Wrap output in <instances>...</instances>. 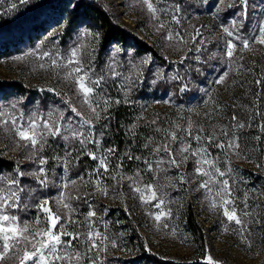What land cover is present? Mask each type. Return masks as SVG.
I'll return each instance as SVG.
<instances>
[{
  "label": "rangeland",
  "instance_id": "1",
  "mask_svg": "<svg viewBox=\"0 0 264 264\" xmlns=\"http://www.w3.org/2000/svg\"><path fill=\"white\" fill-rule=\"evenodd\" d=\"M43 1L0 0V23L4 22L7 17H17L19 19L25 16L24 14L31 9L30 4ZM94 1L106 8L118 24L130 29L134 34L150 44L156 51L157 56L163 57L174 64L185 58L183 55L185 52H191L192 55L194 54L197 57L195 54L203 53L212 38L225 34L223 29L228 28L227 25H222L220 28L212 26L214 20H216L215 14L219 6L225 5L227 3L226 0H220L216 5L213 2L211 3L212 0H183V3H180V0H161L159 3L153 0L158 9H164V11L158 13L159 20L153 19L139 0ZM211 6H214V8L210 11ZM177 8L178 11H175ZM173 15L178 17L179 23L173 19ZM161 22L164 23V28L159 27ZM63 32H65L64 26H58L43 39L32 46H27L20 53L0 59V81H16L28 90L27 96H33L34 98V100L27 97H12L8 100L0 99V109L14 111L16 115L23 112L25 118L33 113L42 115L53 112L54 115H57L58 110L59 113L63 114L60 124L61 134L64 135L68 134L64 132V125L69 120L72 121L71 127L78 128L81 119L71 111V104L83 114L84 119L92 120L94 127L91 131L98 143L86 142L81 145L78 140L71 137L68 141H65L61 136H49L43 151L37 152L34 158H29V149L18 147L14 135L0 128V151L4 158L13 162V173L4 176L16 178V170L19 169L20 172L24 173L23 176L18 177L19 186L24 189L25 182L32 183L20 194L22 207L14 209V214L19 215L21 220L33 221L37 216L42 215L36 207L38 202L43 199H49L54 205L55 199L61 194V185L69 183V187L63 189V191L71 194L72 197H79V199L70 200L74 209L71 213L72 219L78 223H69L67 225L68 231H78L80 229L77 228L81 225L82 219L80 215L84 208L83 204H88V202L85 203V198H87L85 189H89L92 192L91 194H93L92 196L102 193L108 207L115 209L117 213L120 208L127 212V216L130 218L128 224L137 233L135 242L142 244L147 254H154L163 260L174 262H191L195 260L208 262L207 257L211 255L216 264H264V188L258 186L259 183L263 184L264 182L261 180L258 183H250L251 176H246L244 171V169H249L254 176H263L264 178V164L261 166L258 160L254 159L252 154L244 149V141H240L242 154L239 156L231 151L226 156L223 150L208 143H202L211 154L209 158L219 157L217 166L222 171L227 172L228 168H231V172L222 179H228L238 208H243V202L247 199L249 205L247 210L253 215L249 217L248 223L251 231L245 233V235L251 246L241 238L234 222H228L219 208L213 210L210 207L206 190L198 187L201 180L206 178L199 177L195 172L197 165L191 156L188 157L187 161L180 163L179 168L171 167L165 163L161 164L159 166L161 170L157 171L156 165L153 166L155 177L169 173V177L164 176L167 182V185L164 186V198L166 200L165 211L171 209V216L164 217L159 222L154 220V214L159 211V209L154 207L155 201L151 204L142 203L138 195L132 190L134 187L133 180H137L141 184L149 182L144 174L145 171L142 172L143 175L139 174V177L136 176L137 171L133 174L123 175L125 178L121 180H125L128 185L120 187L118 192H114L113 179L110 178L115 173L109 171L108 174L99 176L102 181L101 187L107 189V195L97 190L93 182L97 177L89 174L98 166V162L91 159L87 153L95 152L97 155L107 153V150L101 147V135L95 128L96 120L98 119L91 114L86 106L79 102V97L74 92L71 84L63 79L64 69L53 71L47 58L44 61H39L32 56H27L23 60L15 58L25 56L26 53L33 50H38L39 52L49 51L53 55L58 52L63 57L67 56L71 49L83 45L80 58L85 66L91 65L96 74L104 75L105 77L101 87L97 89V93L102 98L105 96L104 86L109 81L117 79L120 82L131 84L136 82L135 79L138 76L140 78L145 76L154 82L151 76L158 75V69L155 67L153 60L150 59V56L135 57L130 51H122L117 47L111 49L109 53L101 55L98 35L94 30L81 28L64 37L62 36ZM169 32L174 37L176 33H179L183 40L181 41L178 38L168 40L166 37ZM197 32L200 35H197ZM85 33L90 35H85ZM245 50L251 51V49ZM221 51H226L225 43H223ZM40 63H44L46 67L41 69L39 67ZM144 69L150 71L148 75H146ZM152 71L155 73H152ZM114 73L117 75H114ZM13 103L16 104L15 109H11ZM157 110L163 111L164 114H174L180 124H187L188 121L193 124L197 122L198 125L193 126V133L195 134L198 128H203L205 130L203 132L204 136L209 134L205 124L215 118L217 120L218 116L221 115L220 106L217 102L203 103L200 106L189 103L185 107L174 109L170 101H158L148 107L146 112L151 113ZM208 112L212 113L211 120L204 115ZM183 129L181 135L178 134V139L181 136H185ZM81 130L84 131L85 135L88 134L89 130L87 127ZM188 139L192 147L196 148L197 143L191 137H188ZM220 140H223V138ZM177 147L178 144L173 150L174 153ZM74 148L79 151L73 157L72 150ZM87 156L90 160H93V163L90 165H78V160ZM41 157L46 158V164L40 165L37 162ZM55 157H59V159H55ZM110 157L109 159H111ZM176 158L178 162L181 159L179 155ZM225 161H230V164L224 165L226 164ZM232 163H238L239 166L234 170ZM41 167L47 173L46 186L41 185L37 177L31 174L38 173ZM180 175L184 176L183 182L179 179ZM80 177H83V180ZM129 177L132 179H128ZM40 179H44V177L41 176ZM73 180L76 181L75 184H71ZM23 194H25L24 199ZM189 200L194 203L200 221L208 230L207 250L202 257L184 221V207ZM25 204L28 207H23ZM53 211H56L55 205L53 206ZM65 211L61 206L60 212L64 213ZM92 220V228L109 238L108 241H105L106 250L103 248L100 250L98 256V258L100 257L98 259L100 264H115L104 259V257L107 258L109 255L120 257L124 260L134 258L138 249L136 247L131 248L126 244L130 234L125 232V229L118 235H109L108 225L104 224V229L101 226L102 222L99 223L97 220ZM254 220H259L260 224L253 223L252 221ZM61 222L63 223V220ZM119 224L121 225V222H118ZM165 225L167 226L165 227ZM225 228L228 230L225 231ZM135 233L132 232V235L134 236ZM110 241H114L117 247H112ZM73 244L79 251H84L86 248V245H81L79 241H74ZM133 263L138 264L134 261ZM5 264H13V261L8 260ZM84 264H87V260H85Z\"/></svg>",
  "mask_w": 264,
  "mask_h": 264
},
{
  "label": "trees",
  "instance_id": "2",
  "mask_svg": "<svg viewBox=\"0 0 264 264\" xmlns=\"http://www.w3.org/2000/svg\"><path fill=\"white\" fill-rule=\"evenodd\" d=\"M219 1L212 0L211 3L216 5ZM226 1L225 5L219 6L215 14L216 20L212 26L220 28L222 25H227L229 30L238 31L239 35L244 38H250L254 33L258 34L259 25L264 23V0H247L246 6L241 0ZM183 2L180 0V3ZM30 7L31 9L24 14L25 16L19 19L16 16V18L7 17L4 22L0 23V59L20 53L27 46H32L43 39L53 29L64 26L63 37L71 35L81 28L94 30L98 35L101 55L109 53L111 49L117 47L122 51H130L135 57L150 56L158 69V75L151 76L154 82L145 76H143L144 78L138 76L135 79L136 82L131 84L115 79L104 86L105 96L103 98L110 99L113 103L106 111L98 109L100 118L96 120L95 128L101 135V147L104 150L109 148L116 150L115 154L110 155L109 171L113 172L117 164L121 166L122 175L133 174L135 171L143 175L142 172L145 171L144 174L148 181L160 185L159 191L164 194V186L167 185L164 176L169 177V173L155 177L153 171L146 170L144 161L149 160L153 162V166L156 165L155 160L158 157L152 150L168 142L164 137L163 130L176 131L178 136V134L181 135L183 128H187V124H180L172 113L164 114L159 110L151 113L146 112L147 108L156 102H165L166 100L172 103L174 109L185 107L189 103L200 106L203 103L217 102L221 115L217 120L215 118L205 124L207 132L209 133L215 127L217 138L222 139L219 128L229 125L231 116L235 114L246 125L243 130L237 132L240 141H244V149L251 153L261 166L264 164V132H261L258 127L260 123H264V45L253 44L250 39L251 51H248L242 49L237 42L238 47L234 56L229 60L226 51L221 50L223 43L226 44L227 40L231 38L226 34H220L218 37L212 38L203 53L195 54L197 57L191 52H185L183 54L185 58L174 64L157 56L150 44L130 29L118 24L110 12L94 0H44L41 3H32ZM213 8L214 6H211L209 10L211 11ZM214 11L216 10L214 9ZM242 13H246V17ZM233 20L237 22L235 28L232 24ZM241 65L243 68L240 67ZM147 69H144L146 75L150 72ZM224 72L228 73L224 83H217V79ZM152 73L155 72L152 71ZM257 80L260 81L259 84L255 83ZM27 95L28 90L20 83L0 81L1 100H8L12 97H27L34 100L33 96ZM117 100L119 103H114ZM257 111L260 113L259 115L256 114ZM175 124H179L180 129H175L173 127ZM197 125V122L193 124V126ZM158 128L162 131H156ZM257 136L260 137L259 140L256 139ZM145 144L148 146L145 147ZM176 146V142L170 144L172 150ZM72 151L74 157L79 150L74 148ZM129 156L132 159H129ZM159 156L163 157L165 161L168 159L163 151L159 153ZM78 162V165L81 166L90 165L93 160L87 156L80 158ZM225 163L224 165H227L226 161ZM238 166V163H232L234 170ZM244 171L246 176H251L250 183H258L261 180L264 182L263 176H254L249 169H244ZM12 173L13 162L4 158L0 151V176ZM112 181L114 192H118L120 187L128 185L119 176ZM31 184V182H25L24 190ZM258 186L264 188V183H259ZM85 191H87L85 203L88 202V204H83L84 208L80 215L82 220L81 225L77 228H80L78 231L84 233L88 230L85 217L89 211H95L96 215L91 218V223L92 219L99 223L102 222L101 226L104 229V224L108 225L109 235H118L125 229V232L130 234L126 244L131 248L138 249L134 258L124 260L109 255L107 258L104 257L105 260L115 264H134L133 261L138 264H208V262L197 260L174 262L163 260L154 254H147L143 245L135 242L137 233L128 224L130 218L127 216V212L120 208L117 213L115 209L108 207L102 193L98 192L99 194L92 196L89 189H85ZM24 196L25 194H23V199ZM184 221L194 238L197 250L201 257L204 256L209 239L208 230L200 221L191 200L185 203ZM118 222H121V225H118ZM132 232L135 233L134 236Z\"/></svg>",
  "mask_w": 264,
  "mask_h": 264
},
{
  "label": "snow or ice",
  "instance_id": "3",
  "mask_svg": "<svg viewBox=\"0 0 264 264\" xmlns=\"http://www.w3.org/2000/svg\"><path fill=\"white\" fill-rule=\"evenodd\" d=\"M139 2L147 9L153 19L159 20V12L164 9H158L153 0H139ZM161 0H156V3ZM246 6L247 0H241ZM178 11V8L175 9ZM246 17V13H242ZM173 19L179 23V19L176 15H173ZM236 21L233 20L232 24L235 28ZM160 28H164L163 22L159 25ZM224 33L230 37L226 42V56L231 60L234 53L239 46L242 49H250V39L253 44L264 45V23H261L258 27V34H253L250 38H244L239 35L238 31H231L229 28L223 29ZM85 35H90L85 33ZM197 35H200L197 32ZM168 40L178 38L183 40V37L176 33L174 37L171 32L167 34ZM236 41V42H234ZM81 47L73 48L70 50L67 56H60L57 52L53 55L49 51L39 52L33 50L26 53L25 56H18L15 59L23 60L27 56L35 57L39 61H44L46 58L50 62V67L53 71L64 69L63 79L68 81L76 95L79 97V102L86 106L91 114L96 118H100V111H106L113 101L107 98H102L97 93V89L101 87L104 81V75L96 74L94 68L89 65L85 66L80 58ZM39 67L44 69L46 65L40 63ZM243 68V65L240 66ZM239 71V69H238ZM114 75H117L114 73ZM228 73L224 72L218 79L217 83L223 84ZM259 84L260 81H255ZM187 86L185 85V88ZM182 91L184 89H181ZM119 103V101H114ZM70 104V102H69ZM255 106V105H254ZM71 111L75 116L80 117L79 127H71L72 121L69 120L64 125V132L68 134H61L60 120L63 119V114L57 110V115L53 112L47 114L37 115L33 113L29 117L25 118L23 112L16 115L14 111L0 109V128H3L6 132H10L14 135L18 147L29 149V158H34L37 152H42L44 145L47 143L49 136H61L65 141L72 139L78 140L81 145L84 143H98V140L94 138L92 128L94 127L91 119H84L83 114L77 110L75 106L70 104ZM16 104L11 105V109H15ZM99 109V110H98ZM215 111V110H213ZM260 113L257 111L256 113ZM209 120L212 119V113L208 112L204 114ZM155 123V121H153ZM250 126V125H249ZM87 127L88 134L85 135L81 129ZM175 129H180L179 124L173 125ZM246 127L245 123L240 121L238 117L233 114L230 118V124L219 128V134L223 137V140L217 138V129L213 127L207 136L203 135L205 131L203 128H198L196 133H193V124L191 121L187 122V128L183 129L185 136H181L178 140L176 131L163 130L164 137L168 141L160 146H157L152 151L157 155L155 164L157 165V171L161 170L160 165L165 162L171 167H180V163L187 161L188 157L194 158V163L197 165L195 172L199 177L206 179L201 180L198 187L205 189L207 192V198L210 201V207L213 210L219 208L222 215L228 222H234L237 226V231L240 233L241 238L249 243L245 233L250 232L248 227L249 217H252V213L248 211L249 205L247 199H245L244 207L238 208L236 204V198L233 195L232 187L229 184L228 179H222L229 172L222 171L217 166L219 157L209 158L210 153L207 148L203 146V143H208L218 149L224 151L227 156L231 151L233 154L239 156L242 154L240 146V136L237 134L238 130H243ZM261 132H264V123L258 125ZM156 131H162L156 129ZM231 132V134H230ZM191 137L197 143V147L193 148L191 142L187 139ZM260 139L259 136L256 137ZM172 142H176L178 147L174 153L170 147ZM214 142V143H213ZM148 145L145 144V147ZM115 148H109L107 153L97 155L95 152H89L87 155L91 159L98 162V166L93 169V172L89 175H95L97 178L93 181L97 190L102 191L104 195H107V189L101 187L102 181L99 179L100 175L108 174L109 172V156L115 154ZM163 153L168 157L167 161L163 157L159 156V153ZM177 155L180 156V161H177ZM246 158V157H245ZM59 159V157H55ZM129 159H132L129 156ZM139 159V157H136ZM40 165L47 163L46 158L41 157L37 161ZM230 164V161H226ZM146 170L153 171V162L149 160L144 161ZM120 164H117L113 169L114 175L110 178L116 180L117 176L120 179L125 177L121 174ZM103 170V172H101ZM35 175L41 185L46 186L47 173L46 170L41 167L38 173H31ZM24 173L16 170V178L12 176H0V264H5L6 261L11 260L13 264H84L87 260V264H100L98 256L100 250L103 248L106 250L105 241L109 238L102 234L100 231L92 228L91 218L96 215L95 211H89L85 217L88 230L84 233L79 231H68L67 225L69 223L76 224L77 221L72 219L71 213L74 211L70 200L79 199V197H72L71 194L66 193L63 189L69 187V183H63L61 185L62 191L58 198L55 199L54 205L56 211H53V202L49 199H43L38 202L36 207L39 209L41 216H37L33 221L21 220L20 216L14 214L13 210L21 208L20 199L21 193L24 191L21 188L18 177L23 176ZM43 176L44 179H40ZM139 177V172L136 174ZM155 178V177H154ZM83 180V177H80ZM128 179H132L129 177ZM180 181H184V176L180 175ZM76 181H71V184H75ZM134 187L132 190L138 195L139 200L145 204H151L155 201L154 207L159 209L154 214V220L159 222L164 217L171 216V209L165 211L166 200L164 194L159 191L160 185L152 182L141 184L137 180H133ZM65 209L64 213L60 212V208ZM23 207H28L27 204ZM63 220V223L61 222ZM253 223L260 224L259 220L252 221ZM167 225H165L166 227ZM228 229L225 228V231ZM83 237V239H81ZM67 238V239H65ZM79 241L81 245H86L84 251L77 250L73 242ZM99 241V243H98ZM112 247H117L114 241H110ZM208 264H216L213 261L211 255L207 257Z\"/></svg>",
  "mask_w": 264,
  "mask_h": 264
}]
</instances>
